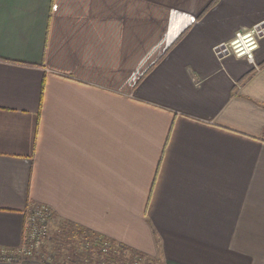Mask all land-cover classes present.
<instances>
[{
	"label": "crops",
	"instance_id": "obj_1",
	"mask_svg": "<svg viewBox=\"0 0 264 264\" xmlns=\"http://www.w3.org/2000/svg\"><path fill=\"white\" fill-rule=\"evenodd\" d=\"M264 0H0V250L32 205L156 264H264ZM0 264H49L15 256Z\"/></svg>",
	"mask_w": 264,
	"mask_h": 264
},
{
	"label": "trees",
	"instance_id": "obj_2",
	"mask_svg": "<svg viewBox=\"0 0 264 264\" xmlns=\"http://www.w3.org/2000/svg\"><path fill=\"white\" fill-rule=\"evenodd\" d=\"M37 207L39 205H32L30 213ZM52 216L53 213L50 219ZM51 239L55 243L57 257L67 259L69 264H154V260L144 254L71 222H60ZM61 247L66 248L68 253H59ZM48 263L59 264L57 260Z\"/></svg>",
	"mask_w": 264,
	"mask_h": 264
},
{
	"label": "built area",
	"instance_id": "obj_3",
	"mask_svg": "<svg viewBox=\"0 0 264 264\" xmlns=\"http://www.w3.org/2000/svg\"><path fill=\"white\" fill-rule=\"evenodd\" d=\"M263 38L264 22H261L248 31L237 32L231 41L215 46L213 53L218 60L231 56L243 58L254 65V54ZM51 213L46 206L35 208L26 218L20 249L16 252L0 250V262L12 261L17 254L21 257H32L33 250L38 245L39 240L47 233V223Z\"/></svg>",
	"mask_w": 264,
	"mask_h": 264
},
{
	"label": "rangeland",
	"instance_id": "obj_4",
	"mask_svg": "<svg viewBox=\"0 0 264 264\" xmlns=\"http://www.w3.org/2000/svg\"><path fill=\"white\" fill-rule=\"evenodd\" d=\"M254 66H256L255 57H254ZM56 227H57V225H55V223H53L52 220L49 218L48 223H47V233L44 237H42L39 240L38 245L33 250V256L32 257H36V258L38 257L39 258V256L42 255L43 258H41V259L44 261L45 260H47V261L57 260L59 262V264H69L67 259L63 260V257H57V255H56V251L54 249L55 243L51 239V236L54 234ZM58 251H59V253H61V254L63 253L64 255L68 253L66 248H62V247ZM17 255L20 256L19 254H17ZM32 257H28V258H32ZM154 264H156V263H154Z\"/></svg>",
	"mask_w": 264,
	"mask_h": 264
}]
</instances>
